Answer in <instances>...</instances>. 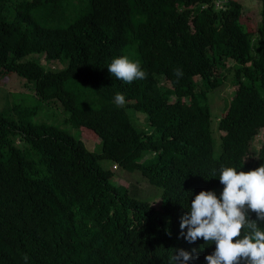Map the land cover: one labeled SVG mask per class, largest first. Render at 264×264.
Returning a JSON list of instances; mask_svg holds the SVG:
<instances>
[{"label": "trees", "instance_id": "trees-1", "mask_svg": "<svg viewBox=\"0 0 264 264\" xmlns=\"http://www.w3.org/2000/svg\"><path fill=\"white\" fill-rule=\"evenodd\" d=\"M258 2L254 32L238 0H0V89L16 80L22 94L0 105V264H168L173 248L207 264L214 243L180 238L191 199L223 191L221 166L264 165ZM121 55L148 78L112 77ZM225 84L235 91L217 113ZM118 169L160 205L120 185Z\"/></svg>", "mask_w": 264, "mask_h": 264}, {"label": "clouds", "instance_id": "clouds-1", "mask_svg": "<svg viewBox=\"0 0 264 264\" xmlns=\"http://www.w3.org/2000/svg\"><path fill=\"white\" fill-rule=\"evenodd\" d=\"M107 69L125 84L148 78L142 62L129 55L113 58ZM174 75L179 80L183 70L174 69ZM126 102L123 93L115 94L118 107ZM218 172L223 191L219 195L215 190L201 191L191 199L181 217L180 238L190 244L201 238L205 245L214 243L215 251L205 256L207 264H264V165L248 172L221 166ZM23 259L27 264V254ZM198 259L199 250L195 248H173L168 264H193Z\"/></svg>", "mask_w": 264, "mask_h": 264}, {"label": "rangeland", "instance_id": "rangeland-1", "mask_svg": "<svg viewBox=\"0 0 264 264\" xmlns=\"http://www.w3.org/2000/svg\"><path fill=\"white\" fill-rule=\"evenodd\" d=\"M238 1H240L244 5L245 12L249 14V16L244 15L243 22L247 24L248 29H250L251 31L257 32L258 22L260 21L258 19L260 17V13L256 14V12L257 10L261 11V5L259 4L258 0H238ZM42 65H44L46 68L49 67V63L45 60L42 61ZM13 78H17L18 80H20V78L17 75H13L8 79H13ZM1 83L4 85V87L0 89V105H6L9 101L14 102L16 98L22 96V94H19V92L17 91H9L10 88L16 87L17 85L16 80L9 81V83L8 81L7 82L1 81ZM234 91H235V88L229 84H225L219 89L218 99L213 103L214 110L217 113H220L219 109H217L218 104H221L223 99L225 98H228V99L231 98L232 97L231 95ZM6 97H8L9 100H5ZM32 102L34 101L32 100ZM54 113L53 112H50V113L42 112L40 114L41 115L40 118H37L36 120L44 121L46 123H51V124L61 123L62 117L61 116L59 117L58 113H56L57 115H55ZM60 118H61V121H60ZM213 121H214V118H213ZM143 127L145 128L146 126H143ZM65 128L69 131H72L76 135L78 134L77 130H74L69 127H65ZM102 166L105 169H111V170L113 169V164L110 161L102 162ZM116 177H117L116 180H118V183L120 185H123L125 187L132 186V188L136 187L134 192L136 194L142 193L140 196L141 198H146V199H149L150 201L154 199L155 201H153L152 203L155 207H158L160 205L161 200H160L159 194L155 191L156 189H153L149 183H146L145 181L140 180V177L138 175L136 177L139 179L135 178L134 176L128 175L127 171L124 169H118L116 170ZM153 194H156L157 197H154Z\"/></svg>", "mask_w": 264, "mask_h": 264}]
</instances>
